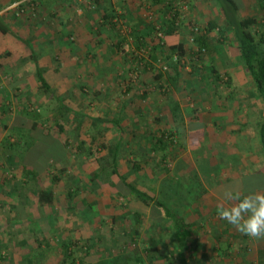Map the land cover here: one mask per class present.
I'll return each mask as SVG.
<instances>
[{
	"label": "rangeland",
	"instance_id": "obj_1",
	"mask_svg": "<svg viewBox=\"0 0 264 264\" xmlns=\"http://www.w3.org/2000/svg\"><path fill=\"white\" fill-rule=\"evenodd\" d=\"M16 1L9 21L22 40L0 35V264H71L68 243L76 264H181L161 209L135 224L139 207L111 174L115 148L128 182L193 225L188 262L261 264L264 239L217 214L218 203H233L217 197L221 183L234 178L246 194L264 188L255 171L264 162V102L231 31L211 32L212 49L197 59L196 35L224 22L216 0H66L49 13L40 0ZM237 1L240 18L257 20L259 40L264 0ZM175 43L184 56L169 48ZM37 66L71 111L40 91ZM188 127L204 129L189 137ZM162 133L171 143L154 151ZM48 190L53 203L41 204Z\"/></svg>",
	"mask_w": 264,
	"mask_h": 264
},
{
	"label": "trees",
	"instance_id": "obj_2",
	"mask_svg": "<svg viewBox=\"0 0 264 264\" xmlns=\"http://www.w3.org/2000/svg\"><path fill=\"white\" fill-rule=\"evenodd\" d=\"M224 18L223 25H218L216 22H209L207 28H206V34H203L201 36L196 35V42L199 47L198 51V58L199 55H201L202 52H210L212 49V45L210 41L212 39H208L210 37L211 32L218 31L221 35L223 33H226L228 31H231L234 35L235 41L238 45L241 59L244 62V66L248 74L250 75L253 85L255 87L256 92L258 93V97L261 101L264 102V34L261 35L260 39L258 40L256 35L252 32V28L255 27L257 24V20L253 17H245L240 18L239 17V9L240 5L237 0H216ZM169 5H173V0H169ZM174 8V7H171ZM170 8L169 14L173 12V15H169V18L172 20L170 22H167V33L170 35H174L175 31L178 29V22L179 14ZM110 18H112L114 15L112 12H110ZM108 17V15H106ZM222 26V27H221ZM0 33L3 35H12L13 37L17 39L19 38L18 35H16L12 29L10 28L9 24L6 23L1 17H0ZM22 40V39H21ZM25 41V40H24ZM27 42V41H26ZM174 53L176 52L180 57L185 55V47L184 44H172L169 47ZM34 52L31 55V59H33L36 62V57L34 58ZM211 69V73L213 75L212 81L214 83L221 81L222 77L219 73L216 65H214V62H211V65L209 66ZM36 80L39 84V89L45 94L51 95L55 98L53 89L51 88L50 84L46 80L40 66H37V70L35 73ZM159 80V77H157ZM230 83V80H229ZM60 103V110L63 112H69L71 111L68 106H66L63 102L60 101L59 98H55ZM100 121V120H96ZM58 130L60 132L64 131V124L62 122L57 123ZM261 133V143L264 150V124L261 126L260 129ZM170 137V138H169ZM171 139V136L165 133H162L161 136L155 137L154 141V151H165L167 149V143H171L169 141ZM118 149L115 148L113 151L112 156V170L111 174L114 177V180L118 183H120V186L126 187L127 191L131 193V195L134 197V201L138 205V209H135L133 212V217L136 225L140 224V221L142 217L145 214L146 209L149 207H153L156 209H161L164 212L165 217L169 222L172 223V232L170 233L169 237L171 240H173L174 245L176 247L177 254L179 257V260L181 264H191L188 262V258L186 256V252H188L191 249V243L193 241V225L186 220L184 215L178 213L175 209L169 207L164 202L160 201L154 196H151L147 192L139 189L134 184L128 182L127 178L122 176L118 171V157H117ZM59 180L58 176L53 177L54 183H56ZM115 188V186H114ZM226 189H231L234 192H238L241 197L248 195L249 193H242V184L240 181H236L234 178L229 179L226 181V183H221L216 188V194L222 197L223 192ZM261 192H264V188L260 190ZM203 192V191H202ZM197 197H201V191H199ZM71 197V194H69ZM39 200L41 204H52L54 200V193L52 190L48 191H42L39 194ZM196 200V196L193 199ZM193 203V202H192ZM191 203V204H192ZM188 205V203H186ZM71 243L64 244L65 252H64V258L66 260V257L69 259V257L72 258L71 264H76L77 258L74 257L72 254V251L70 252L69 249H71L70 246ZM139 259V258H138ZM142 260H137L136 264L138 262H141Z\"/></svg>",
	"mask_w": 264,
	"mask_h": 264
},
{
	"label": "clouds",
	"instance_id": "obj_3",
	"mask_svg": "<svg viewBox=\"0 0 264 264\" xmlns=\"http://www.w3.org/2000/svg\"><path fill=\"white\" fill-rule=\"evenodd\" d=\"M222 200L233 203L217 204V214L221 220L250 238L264 239V192H251L241 197L238 192L226 189Z\"/></svg>",
	"mask_w": 264,
	"mask_h": 264
},
{
	"label": "crops",
	"instance_id": "obj_4",
	"mask_svg": "<svg viewBox=\"0 0 264 264\" xmlns=\"http://www.w3.org/2000/svg\"><path fill=\"white\" fill-rule=\"evenodd\" d=\"M7 1H8V3H7ZM12 0H0V17L6 22V23H8L9 24V26H10V28L12 29V31L17 35V33H18V31L17 30H15L14 29V23H11L10 21H9V19H11L12 20V16L14 15V10L16 11V9H15V6L20 2V1H14V3H13V5H11L10 6V2H11ZM46 2H48V3H50V5L48 4V3H46ZM60 3H63L65 6H66V0H40V8H41V10H44L43 12H46V13H49V12H51L52 10H55V9H63L64 8V6H62V4H60ZM239 5H240V3H239ZM61 6V7H60ZM60 7V8H59ZM113 7H116L115 6V4H113ZM240 10H241V7H240ZM0 35H2V36H4V37H13L12 35H3V34H1L0 33ZM7 39V38H6ZM219 60H220V58H219ZM257 95V94H256ZM243 104H247L244 100L243 101H241ZM249 103V102H248ZM236 104L238 105L239 104V102H236ZM220 104H218V106L216 105V104H214V106H216V108L217 109H221V107L219 106ZM229 109V108H228ZM219 114V113H218ZM218 114H213V117L214 116H217ZM218 117H221V116H218ZM207 120H208V118H206ZM210 120H211V118H210ZM195 122L194 123H199V122H201L202 120L201 119H199V120H194ZM188 125H190V124H188ZM188 130H187V132L189 133V137L191 136V135H193V134H195V133H197L198 135L200 134V132L204 129V128H198V130H196L195 128L194 129H192V128H190V127H188L187 128ZM199 129H202V130H200L199 131ZM199 137H200V135H199ZM199 140H200V138H199ZM200 143V142H199ZM244 146H246V144L244 145ZM260 165H263V169H255V171L257 172V173H260V174H262L263 176H264V162L262 163V164H258V166H260ZM253 172H254V170H252ZM262 186H264V185H262ZM217 188V187H216ZM263 189V188H262ZM214 192H216V189H214ZM218 198H220L221 200H222V197L221 196H217ZM190 205H192V206H195L196 205V201H194V203L193 204H190ZM185 217V216H184ZM186 218V217H185ZM261 260L263 261V262H261V264H264V255H262L261 256Z\"/></svg>",
	"mask_w": 264,
	"mask_h": 264
},
{
	"label": "built area",
	"instance_id": "obj_5",
	"mask_svg": "<svg viewBox=\"0 0 264 264\" xmlns=\"http://www.w3.org/2000/svg\"><path fill=\"white\" fill-rule=\"evenodd\" d=\"M77 1L81 2L82 0H77Z\"/></svg>",
	"mask_w": 264,
	"mask_h": 264
}]
</instances>
